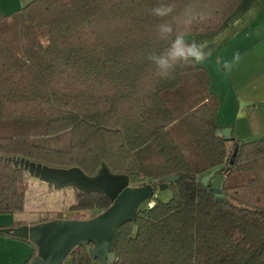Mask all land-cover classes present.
<instances>
[{
  "label": "trees",
  "instance_id": "16d2710c",
  "mask_svg": "<svg viewBox=\"0 0 264 264\" xmlns=\"http://www.w3.org/2000/svg\"><path fill=\"white\" fill-rule=\"evenodd\" d=\"M242 3L35 0L0 12V159L88 176L105 164L156 186L179 177L169 202L145 203L120 229L114 264H264V138L224 139L220 102L199 63L178 61L161 77L148 58L167 52L179 32L189 43L219 33ZM166 4L174 5L168 16L152 14ZM161 24L173 28L167 39ZM217 169L226 176L220 202L202 183ZM25 173L0 162V215L24 212ZM76 195L71 211L112 207L103 195ZM37 256L34 245L26 264ZM70 257L94 264L86 247Z\"/></svg>",
  "mask_w": 264,
  "mask_h": 264
},
{
  "label": "water",
  "instance_id": "95a60500",
  "mask_svg": "<svg viewBox=\"0 0 264 264\" xmlns=\"http://www.w3.org/2000/svg\"><path fill=\"white\" fill-rule=\"evenodd\" d=\"M222 132L227 142L234 139L232 130ZM0 162L12 164L56 190L73 188L86 195L100 194L112 203L110 209L89 220H54L1 230L3 234L36 246L38 256L30 264H64L81 247L88 248L94 264H114L120 229L133 222L141 207L156 199L158 191L169 190L171 184L179 179L170 177L162 180L158 186L147 184L136 188L131 186L129 176L114 174L105 164L96 176H88L80 168H52L24 158H1ZM220 171L217 169L202 180L205 186H212L218 197L217 202L224 200L221 190L226 180Z\"/></svg>",
  "mask_w": 264,
  "mask_h": 264
},
{
  "label": "rangeland",
  "instance_id": "374dc122",
  "mask_svg": "<svg viewBox=\"0 0 264 264\" xmlns=\"http://www.w3.org/2000/svg\"><path fill=\"white\" fill-rule=\"evenodd\" d=\"M190 40L195 42L196 38L191 37ZM202 42L200 39L199 43ZM199 43L196 44L198 45ZM228 47L231 48L232 46ZM230 48L224 45L216 48L213 51V56L205 55L206 58L199 64L208 71L211 78V92L220 102L219 112L216 117L217 125L223 130H233L234 136L241 143H251L260 140L252 135L254 133L253 123L255 121V124L264 128V108L262 110L259 107L254 108V104L242 99L240 89L241 86L246 85V80L242 81L240 79L235 65L230 68L229 61L232 59L226 60L224 58L223 64L221 63L222 53L226 51L234 52V49ZM233 55H236V52ZM244 77L247 76H242V79ZM250 105L253 106L250 107ZM248 132L251 133V137L248 136ZM241 135L247 136L242 137ZM134 180L136 179L131 180L132 187L137 188L147 185L146 182ZM25 183L27 185V193L24 212L15 215H0V225L4 223L9 225L14 221L17 223L43 224L46 223V220L57 219L60 213L64 214V219L66 220H89L100 215L97 211H71L73 205L76 204L77 197L73 188L56 190L28 173H25ZM173 196L174 192L170 188L169 190L157 192L156 199L162 202H169ZM11 228L18 227L11 226ZM24 242L33 251L34 245L27 241ZM0 249L5 251L10 248L7 245L0 244Z\"/></svg>",
  "mask_w": 264,
  "mask_h": 264
},
{
  "label": "crops",
  "instance_id": "0c3cea01",
  "mask_svg": "<svg viewBox=\"0 0 264 264\" xmlns=\"http://www.w3.org/2000/svg\"><path fill=\"white\" fill-rule=\"evenodd\" d=\"M33 1L35 0H0V12L4 15H12ZM195 38L196 43H199L200 39L203 41L198 45L203 46L202 51L207 56H213V51L223 45L227 48L232 46L230 49L233 48L234 52L222 53L221 63L223 64L224 58L232 59L229 61L230 68L235 65L240 79L246 80V85L241 86L240 89L242 99L254 104V108L259 107L262 110L264 108V0H243L240 8L219 33ZM235 52L236 55H233ZM242 76L247 77L242 79ZM253 128L254 138H264V128L255 124V121ZM233 134L232 130V136ZM248 136L251 137L250 132ZM12 224L4 223L0 225V230L11 228ZM22 225L37 224L22 223ZM0 244L10 248L5 251L0 249V264H26L33 252L23 240H17L3 233H0ZM64 264H74V261L68 257Z\"/></svg>",
  "mask_w": 264,
  "mask_h": 264
},
{
  "label": "clouds",
  "instance_id": "9594fccd",
  "mask_svg": "<svg viewBox=\"0 0 264 264\" xmlns=\"http://www.w3.org/2000/svg\"><path fill=\"white\" fill-rule=\"evenodd\" d=\"M174 5L166 4L160 5L152 9V14L157 17H165L173 12ZM195 16L188 13V23H190ZM158 31L162 39H167L173 34V28L170 24H161L158 26ZM201 45H197L194 41L187 42L184 32H179L172 39L170 47L167 52L159 55H150L148 58L156 65L161 77H167L169 70L172 69L178 61L184 62H203L205 57Z\"/></svg>",
  "mask_w": 264,
  "mask_h": 264
},
{
  "label": "built area",
  "instance_id": "2783aa9c",
  "mask_svg": "<svg viewBox=\"0 0 264 264\" xmlns=\"http://www.w3.org/2000/svg\"><path fill=\"white\" fill-rule=\"evenodd\" d=\"M151 206H153V204Z\"/></svg>",
  "mask_w": 264,
  "mask_h": 264
},
{
  "label": "flooded vegetation",
  "instance_id": "af4514ba",
  "mask_svg": "<svg viewBox=\"0 0 264 264\" xmlns=\"http://www.w3.org/2000/svg\"><path fill=\"white\" fill-rule=\"evenodd\" d=\"M76 191V190H75ZM159 192V191H158Z\"/></svg>",
  "mask_w": 264,
  "mask_h": 264
}]
</instances>
